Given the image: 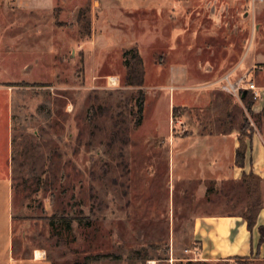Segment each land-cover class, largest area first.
Listing matches in <instances>:
<instances>
[{
	"label": "rangeland",
	"instance_id": "374dc122",
	"mask_svg": "<svg viewBox=\"0 0 264 264\" xmlns=\"http://www.w3.org/2000/svg\"><path fill=\"white\" fill-rule=\"evenodd\" d=\"M132 48L144 64L141 88L124 82ZM239 65L262 67L254 81L264 87V0H53L31 13L0 0V202L8 173L14 187L18 173L40 177L47 153L55 169L38 180H52L56 193L31 195L39 208L12 226L14 252L42 247L53 264H264L187 254L196 216L260 205L257 179L247 189L169 174L172 137L245 134L261 123L264 92L248 111L210 85ZM50 214L63 217L60 231L49 230ZM3 239L0 254V226Z\"/></svg>",
	"mask_w": 264,
	"mask_h": 264
},
{
	"label": "crops",
	"instance_id": "0c3cea01",
	"mask_svg": "<svg viewBox=\"0 0 264 264\" xmlns=\"http://www.w3.org/2000/svg\"><path fill=\"white\" fill-rule=\"evenodd\" d=\"M42 1L43 6H41L43 3H40ZM12 2L18 11L28 13L34 12L39 7L50 9L53 4V0H12ZM176 75V73L173 74L172 81L176 79ZM182 78H184L183 81L187 80L186 76ZM210 96L205 92L200 94L203 98ZM261 120L260 124L252 127L245 134H241L239 130H228L217 134H198L191 130L190 133L170 139L169 174L173 181L202 183L229 181L243 183L247 189L253 187L249 183L252 179H257L259 184L260 209L254 227L249 230L242 214L237 213L196 216L188 238V258H196L200 262L228 261L233 258L264 261V242L260 244L259 232V228L264 227V113H261ZM240 146L244 149L242 165L236 164V151ZM51 160L50 153L44 154L42 164L37 167L40 170V177L35 174L34 168L27 174L18 173L16 177L19 180L15 187L13 176L11 179L12 174L8 173L6 197L3 202H0V226L7 227L8 244L7 250L0 254V264H53L45 248L37 247L28 254L18 256L11 247L13 224L20 218L28 219L39 208L33 206L29 200L30 196L37 195L46 188L49 195L52 192L56 193L50 185L53 184L52 180H49L47 184H45L46 181L42 183L38 180L47 174L49 178L55 175L51 162L48 166ZM6 201L7 204H5ZM51 204L44 203L41 210L43 212L51 210V214L57 213H53V209H50ZM51 214L48 217L49 230L59 226L60 231L63 217L61 215L57 217L58 221L60 219L57 224L56 216L52 221ZM4 241V239L0 240L2 245ZM1 247L0 245V249ZM35 251L41 252L42 257L35 258Z\"/></svg>",
	"mask_w": 264,
	"mask_h": 264
},
{
	"label": "trees",
	"instance_id": "16d2710c",
	"mask_svg": "<svg viewBox=\"0 0 264 264\" xmlns=\"http://www.w3.org/2000/svg\"><path fill=\"white\" fill-rule=\"evenodd\" d=\"M89 34V31L88 33ZM123 62L125 67V78L124 82L127 86L138 87L141 88L144 84L145 71L144 64L141 56L136 48L129 49L123 53ZM243 102L245 103V108L248 111H252V106L255 101L249 94H246L243 98ZM143 105H144V93L140 91L139 97L137 99V112L141 116L143 113ZM264 113V110L261 111ZM243 154L244 149L242 146L236 151V164L242 165L243 163ZM260 205L253 206L248 214L243 215L244 220L247 222V227L251 230L256 224V217L259 212ZM64 225V224H63ZM65 230H70L69 221H65ZM260 232V244L264 242V227L259 228Z\"/></svg>",
	"mask_w": 264,
	"mask_h": 264
},
{
	"label": "built area",
	"instance_id": "2783aa9c",
	"mask_svg": "<svg viewBox=\"0 0 264 264\" xmlns=\"http://www.w3.org/2000/svg\"><path fill=\"white\" fill-rule=\"evenodd\" d=\"M240 66L233 68L222 77L213 80L210 85H218L219 91L239 101L244 92L245 95L249 94L255 101L252 106L253 110L255 104L263 98L264 87L257 86L254 81L256 72L261 71L263 68L253 65L248 69L240 70Z\"/></svg>",
	"mask_w": 264,
	"mask_h": 264
},
{
	"label": "bare ground",
	"instance_id": "6f19581e",
	"mask_svg": "<svg viewBox=\"0 0 264 264\" xmlns=\"http://www.w3.org/2000/svg\"><path fill=\"white\" fill-rule=\"evenodd\" d=\"M110 82L112 83V85H116V79L115 78H110ZM149 264H155V263L151 262Z\"/></svg>",
	"mask_w": 264,
	"mask_h": 264
},
{
	"label": "water",
	"instance_id": "95a60500",
	"mask_svg": "<svg viewBox=\"0 0 264 264\" xmlns=\"http://www.w3.org/2000/svg\"><path fill=\"white\" fill-rule=\"evenodd\" d=\"M244 96H245V92L242 94V96H241V97L243 98Z\"/></svg>",
	"mask_w": 264,
	"mask_h": 264
}]
</instances>
